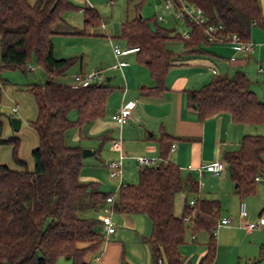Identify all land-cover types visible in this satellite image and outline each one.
Segmentation results:
<instances>
[{
    "label": "trees",
    "instance_id": "16d2710c",
    "mask_svg": "<svg viewBox=\"0 0 264 264\" xmlns=\"http://www.w3.org/2000/svg\"><path fill=\"white\" fill-rule=\"evenodd\" d=\"M185 1L204 12L206 9L207 23H221V33H236L243 41H249L253 25L264 28L257 0ZM140 4L136 5V15L121 23L118 37L125 47L138 48L136 61L148 70L154 82L140 91L157 96L166 89L170 67L205 52L209 42L204 25L185 18L190 31L183 38L158 25L155 15H139ZM80 10L84 27L72 34H86L88 28L100 25L95 9L70 0H0V69H22L33 58L46 79L43 84L27 86L36 105V117L29 123L37 138L30 152L32 168L18 156V137L0 140L11 146L12 158L19 166L10 168L0 163V264H56L60 258L71 264H90L87 257L96 253L104 241L98 214L106 204L112 212L149 218L151 233L145 242L154 264L158 259L164 264H181L179 247L188 230L209 234L206 252L198 264H211L216 253L211 231L220 220L219 203L197 196L191 207L185 200L181 215H176L177 194H197L200 186L191 175L184 179L180 168L167 159L172 138L165 132L158 140L160 161L141 167L135 184H121L110 193L99 190L94 182L80 181L82 148L67 145L66 132L72 127L85 128L101 118L112 92L105 82L85 87L55 82L76 58H55L52 36L58 33L56 26L64 23L66 12ZM171 40L181 42L183 50L169 49L167 42ZM186 101L195 108L198 120L227 112L235 123L264 125V102L257 99L248 77L240 70L186 90ZM73 110L75 120L69 119ZM221 160L229 179L237 183L238 196L253 193L256 177H264V135H243L238 148L223 152ZM110 194L114 198L107 203ZM184 216H189L188 223L183 221Z\"/></svg>",
    "mask_w": 264,
    "mask_h": 264
},
{
    "label": "crops",
    "instance_id": "0c3cea01",
    "mask_svg": "<svg viewBox=\"0 0 264 264\" xmlns=\"http://www.w3.org/2000/svg\"><path fill=\"white\" fill-rule=\"evenodd\" d=\"M257 1L264 15V0ZM87 6L97 11L93 6ZM135 15V11L129 15V11L127 10L126 19H129V16ZM63 18L64 23L56 26L58 33L52 36L54 57L56 40L59 39L60 54H64L65 52H63L62 48L70 43L69 40L65 41L64 39L80 38L84 40L87 36L72 34V32L80 31L84 27L83 12H78L74 16L64 14ZM94 28L98 30L90 31L88 28V34L91 37L105 36L110 40V43L113 41L111 37L115 35L111 36L107 33V25L105 29L103 21L100 20V25ZM249 41L256 44L253 50L249 52L239 51L229 43L210 44L208 48L207 46L204 47L205 52L189 56L188 59L181 62H176L170 67L166 75V89L157 96L147 95L140 91L141 87H152L154 82L149 76L148 70L132 57V55H135V52L119 56L118 60L124 64L120 68H115L114 66L113 68L120 70L123 86L119 90L120 92H117L118 94H114L111 98L108 97L109 99L107 98L104 115L85 127L87 131L85 138L94 140L95 142L103 140L101 142L102 145L103 143L104 145L107 144L105 145L108 146L107 151L113 155L111 160H105L104 158L101 161L108 173L110 170L106 166V163L116 161L120 156H123L122 165L124 161L131 160L135 163L138 170L140 167L135 161L136 156L143 155L159 158L160 147L158 140L161 133L165 132L172 138L171 144L175 145L173 150L169 149L167 159L180 168L183 178L188 174L196 177L197 181L203 182L196 197L217 200L219 203L220 219L222 217H230L232 223L233 221L240 223L239 202L241 199L246 202L248 212L247 217L244 218L245 221L255 222L261 217L264 218V177H259L256 180L255 191L253 193L240 198L235 191L234 182L229 179L226 172L220 176L207 171H203L200 174L198 172L201 164L214 159L221 160L223 152L236 150L243 135H264V125L235 123L227 112H220L204 120H198L195 108L188 105L186 101V90L199 88L217 76H231L237 70L243 72V70H247L246 66L251 61L257 66L256 74L263 75L262 78H264V47L261 45L264 44V28L253 25ZM176 45L177 43H172V46L175 48ZM167 47L171 49L168 45ZM82 62L83 55L80 60L79 73L84 72ZM74 76L71 77L73 81L72 86L74 84ZM108 78L109 80H107ZM104 79L101 83L105 82ZM111 79L112 77H107L106 82ZM250 89L257 97L256 90L253 89L251 81ZM260 101L264 102V100ZM130 102H134V105L130 110L129 118L126 123L119 127L111 119V116ZM103 136L106 139L102 138ZM78 138H80V132H78L75 140ZM85 148L94 151V154L91 156H95L99 152L96 151L94 145H89ZM114 157L116 158L114 159ZM85 159V157L82 158V167L79 174L80 181L94 182L97 184L98 189L101 190V181L95 172H84L85 168H83V164L89 161ZM121 181L122 184H127L123 183V173ZM112 190L108 192H112ZM179 194H182L181 196L183 197L181 202L182 210L186 196L184 193ZM109 209V205L106 204L98 215L108 214L110 216L115 227L114 233L104 235V241L100 249L96 253L90 254L87 257V261L90 264H154L150 248L145 242V237L149 235L151 229L149 218L144 214H124L112 212ZM116 215L123 216L125 224L122 222L121 217ZM176 215L180 216V214ZM141 219H144L142 220V224ZM145 221L149 223L148 227H145ZM117 222L121 223L122 227H118L116 225ZM219 229L217 239H214L215 242L217 240L216 253L211 264H234L236 260L240 263V258L243 259L242 262L244 261V264L254 261L258 263L262 258L264 225L251 231H246L232 224L230 226H220ZM200 232H191L193 239L190 237L189 241L194 243L196 234ZM232 237L237 238V242L232 241ZM208 241L209 235L205 248H202V246H190V248L193 247L196 251L192 258L181 254L180 250L183 244L180 245L181 264H198L206 252ZM234 245L237 248L233 255H231L229 248ZM194 256H196L195 260Z\"/></svg>",
    "mask_w": 264,
    "mask_h": 264
},
{
    "label": "rangeland",
    "instance_id": "374dc122",
    "mask_svg": "<svg viewBox=\"0 0 264 264\" xmlns=\"http://www.w3.org/2000/svg\"><path fill=\"white\" fill-rule=\"evenodd\" d=\"M33 3L35 0H29ZM72 3L78 6H87L91 5L97 9L100 20L103 21L104 28L107 25V33L112 36V42L117 44L120 48H124L123 41L118 37L121 22L126 19L127 10L129 11V15L136 12V5L140 4L139 2L143 1L140 4V8L138 10V14L142 17H151L155 15L163 16L164 20L160 21L158 25L170 29L175 33H179L183 35L187 31H190L188 26L184 23L183 20L175 21L171 14V11L165 10L163 6V0H70ZM207 10L205 9V12ZM80 11H69L65 14L74 16V14H78ZM133 18L134 16H129ZM106 29V28H105ZM89 30H98L97 28H89ZM84 40L80 38H67L65 41L69 40V44L65 46L63 49L64 54H60L59 47V39L55 41V57L57 58H76V61L68 68L64 76H59L55 79L56 83L60 84H72L71 77L73 75L79 74L80 69V60L83 55V73H88L90 71H100L103 78H105V83L108 84L112 88V92L110 93L109 98H111L114 94H118L123 86V78L120 70L114 69L113 66L116 64V60L114 58L112 52V42L110 43L108 38L105 36H90L88 34ZM60 38V37H58ZM73 42V43H72ZM84 42V43H83ZM172 43H177L176 48L172 46ZM210 44H218V43H209L207 44V48ZM220 44H228V43H220ZM167 45L173 49L174 51L183 50V45L179 41H168ZM135 57V55H132ZM28 65L32 66L33 69L29 70ZM247 70H243V72L248 76L251 81L253 89L256 90V95L258 99L264 100V78L263 75L256 74L257 66L252 61L248 64ZM147 70V69H146ZM107 77H112V79L106 82ZM45 75L42 70L35 63L32 58L29 60L22 69H0V140L7 139L11 136H16L19 138V147H18V156L27 162L28 167L31 169L32 158H31V149L36 145L37 138L35 131L31 128L29 123L35 119L36 117V105L31 93L27 90V86L32 83L43 84L45 82ZM108 98V99H109ZM17 107L18 112L16 114L11 113V108ZM11 118H16L21 121L20 128L18 130L13 129L11 124ZM69 119H76V112L73 110L69 113ZM80 132V138L75 140V137ZM86 128L79 129L78 127H72L66 132L65 142L67 145L75 146L79 145L82 149L89 145H94L96 147V151H99L95 156H87L85 160L87 161L83 164V168L85 173L95 172L97 177H99L101 190L104 192H108L113 189L110 193H115L119 185V180H114L109 177V173L107 169L102 165L101 161L105 158V160H111L113 155H111L107 150V144L102 145L101 141H94L86 139ZM125 137V136H124ZM106 143V142H105ZM105 146V147H104ZM91 150V149H90ZM116 157H114L115 159ZM84 160V159H83ZM0 163L8 165L10 168H19L17 163L14 162L11 155V146L9 144L0 142ZM138 168L135 163L131 160L124 161L122 165V173H123V183L135 184L138 180L137 176ZM187 173V172H186ZM188 177V174L184 176V179ZM196 180V177L192 176ZM199 182V181H198ZM203 183L202 181H200ZM122 183V181L120 182ZM182 194H178L176 196V206L175 213L181 215V202L183 200ZM186 196V200L189 202L190 200L196 198L197 194L193 193H184ZM194 197V198H193ZM246 203V202H245ZM120 216L122 222L124 221L123 216ZM144 218V217H142ZM223 218V217H222ZM230 218V217H227ZM145 219V218H144ZM141 219V224L142 220ZM231 219V218H230ZM124 223V222H123ZM125 224V223H124ZM145 227H148L149 223L147 221L144 222ZM118 227H122L121 223H116ZM233 226H240L239 222L233 221ZM216 238L217 239V233ZM120 230V228H119ZM220 230V229H219ZM151 233V229H150ZM149 233V235H150ZM204 234V235H202ZM208 233L201 231L196 234V240L194 243L189 241L192 233L190 231L187 232L185 242L181 246V254L189 257H193L196 251L194 248H190V246H202L205 248L207 235ZM148 235V236H149ZM147 236V237H148ZM232 241L237 242V238L232 237ZM217 243V240L216 242ZM236 246H231L229 248V253L233 255L236 251ZM194 256V260H195ZM193 260V259H192ZM242 258H240V263L236 262L234 264H244L242 262ZM56 264H71L69 260H65L60 258ZM257 264H264V256L259 260Z\"/></svg>",
    "mask_w": 264,
    "mask_h": 264
},
{
    "label": "built area",
    "instance_id": "2783aa9c",
    "mask_svg": "<svg viewBox=\"0 0 264 264\" xmlns=\"http://www.w3.org/2000/svg\"><path fill=\"white\" fill-rule=\"evenodd\" d=\"M163 6L165 10L171 11V14L174 19L176 20H183L186 18L190 22H194L197 25H204V34L205 38L209 43H229L233 45L237 50L249 52L252 51L253 48L256 46L255 43L251 41H243L236 33H230V34H224L221 33L223 30V26L221 23H207V16L204 12V10L197 5L190 4L186 2L185 0H163ZM158 21H163V16L157 17ZM189 36V31L184 33L182 35L183 38H187ZM260 45V44H259ZM264 47V44H261ZM112 50L116 61V64L114 65L115 68H120L124 63L118 60L119 56L126 55L129 53H133L138 51L137 47H126V48H120L117 44H112ZM29 70H32L33 67L28 65L27 66ZM103 76L100 71H90L88 73H79L74 76V84L73 86H80L85 87L93 83H100L103 80ZM134 105V102H130L123 107H121L117 112H115L111 119L119 126L121 127L124 123L127 122L130 110L132 109ZM12 113L17 112V107L11 108ZM175 147L174 144L170 145V150H173ZM122 157L120 156L118 160L116 161H109L106 163V166L109 168V176L111 178L119 180L118 187L122 184L121 182V176H122ZM135 161L138 164V166L145 167V166H153L157 164L160 161V158L156 157H149V156H136ZM203 171L210 172L216 176H220L225 173V166L220 159H214L211 161H207L198 169L199 174ZM259 177H256V180H258ZM202 183L199 181V186H201ZM114 198L113 194H110L106 197V202L111 203ZM194 204V199L190 200L188 202V205L191 207ZM247 207L244 200H241L239 202V215L241 218L240 221V228H243L246 231H251L258 229L261 225H264V218H259L255 222L251 221H245L244 218L247 217ZM100 220L102 222L101 228L104 235H109L114 233L115 227L114 224L110 218L109 215H101ZM183 221L185 223H188L189 216H184ZM232 224V220L227 217H223L219 220L217 226L212 229L211 234L212 236H216L217 228L218 226H230ZM191 239H193V235L191 236ZM157 264H164L162 259L157 260Z\"/></svg>",
    "mask_w": 264,
    "mask_h": 264
},
{
    "label": "water",
    "instance_id": "95a60500",
    "mask_svg": "<svg viewBox=\"0 0 264 264\" xmlns=\"http://www.w3.org/2000/svg\"><path fill=\"white\" fill-rule=\"evenodd\" d=\"M107 80H109V78ZM11 124H12L13 129L18 130L19 127H20V120L16 119V118H11ZM93 154H94L93 150L82 149L81 156H82V158H84V157H87V156H91ZM234 186L237 187V183H234Z\"/></svg>",
    "mask_w": 264,
    "mask_h": 264
}]
</instances>
